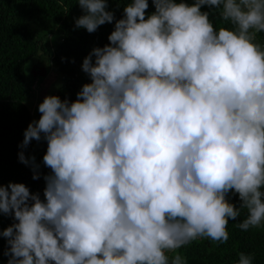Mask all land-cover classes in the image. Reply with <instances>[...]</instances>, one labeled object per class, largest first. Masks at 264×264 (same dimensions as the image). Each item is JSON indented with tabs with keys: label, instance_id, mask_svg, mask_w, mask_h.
Segmentation results:
<instances>
[{
	"label": "clouds",
	"instance_id": "clouds-1",
	"mask_svg": "<svg viewBox=\"0 0 264 264\" xmlns=\"http://www.w3.org/2000/svg\"><path fill=\"white\" fill-rule=\"evenodd\" d=\"M75 2L77 28L115 19L110 0ZM114 2L109 43L83 59L91 82L45 96L24 131L22 148L47 141L44 199L0 183L8 264H187L179 249L226 243L242 212L239 229L264 227V0Z\"/></svg>",
	"mask_w": 264,
	"mask_h": 264
},
{
	"label": "trees",
	"instance_id": "trees-1",
	"mask_svg": "<svg viewBox=\"0 0 264 264\" xmlns=\"http://www.w3.org/2000/svg\"><path fill=\"white\" fill-rule=\"evenodd\" d=\"M148 3L146 15L155 11L152 0ZM123 8L124 4L117 5L114 0L108 4L115 19L123 17ZM202 10L210 11L207 6ZM83 14L75 0H0V183H23L42 200L44 177L51 173L43 163L47 141L42 134L41 140L33 139L22 148L24 131L41 116L38 105L45 96L57 95L69 102L77 98L82 86L91 82L82 70L83 59L94 47L108 44V36L114 30L115 19L92 33L77 28L75 20ZM210 19L217 28L232 27L218 14H211ZM256 39L264 46V33ZM27 62L29 70L43 67L48 80L42 74H27ZM34 82L41 89L33 87ZM50 83L54 89L48 94L49 88L43 89L41 84ZM21 152L29 159L28 164L19 159ZM34 174H38L36 179ZM229 200L239 207L238 194L229 193ZM245 215L242 212L237 221H229L226 243L199 238L178 251L187 264H232L239 252L250 254L253 264H264V227L239 229L236 225ZM15 222L12 215L0 214V233ZM9 248L8 238L0 235V264H8Z\"/></svg>",
	"mask_w": 264,
	"mask_h": 264
},
{
	"label": "rangeland",
	"instance_id": "rangeland-1",
	"mask_svg": "<svg viewBox=\"0 0 264 264\" xmlns=\"http://www.w3.org/2000/svg\"><path fill=\"white\" fill-rule=\"evenodd\" d=\"M29 64H30V62H27V63H26V66H25V68H26V70H27V74H28V72H30V73L33 72V75H39V74H42L43 76H41V77H42V78H45V80H48L47 78H49V77H48V76H44V75H45V72H44V70H43V67H37V69H31V68H30V70H29V68H28ZM54 80L56 81V79H54ZM41 86H43V89H44V87L47 88V89L49 88V90H48V94H50V93L52 92V90L54 89V87L51 86V83H50L49 86H48V85H45V84H41ZM33 87H35L36 89H37V88H40V89H41V87L38 86V83H36V82H34Z\"/></svg>",
	"mask_w": 264,
	"mask_h": 264
}]
</instances>
